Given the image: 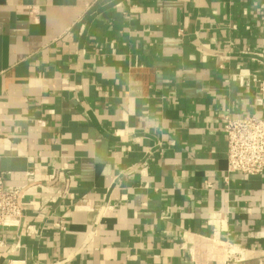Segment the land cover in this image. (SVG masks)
<instances>
[{"label":"crops","instance_id":"1","mask_svg":"<svg viewBox=\"0 0 264 264\" xmlns=\"http://www.w3.org/2000/svg\"><path fill=\"white\" fill-rule=\"evenodd\" d=\"M251 115L264 0H0V172L42 184L0 264H264L223 131Z\"/></svg>","mask_w":264,"mask_h":264},{"label":"built area","instance_id":"2","mask_svg":"<svg viewBox=\"0 0 264 264\" xmlns=\"http://www.w3.org/2000/svg\"><path fill=\"white\" fill-rule=\"evenodd\" d=\"M259 101V99H258ZM227 138V171L238 172L245 176L264 173V116L248 117L227 116L223 125ZM33 177V171L27 172ZM65 169H58L48 175L52 182L66 177ZM10 172H0V227L17 228L24 218L25 192L34 186H42L36 181L16 186L8 183ZM228 179V177H225ZM65 194L67 193L65 189ZM236 258H228L219 264H231Z\"/></svg>","mask_w":264,"mask_h":264}]
</instances>
